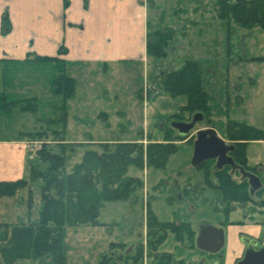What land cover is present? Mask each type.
Masks as SVG:
<instances>
[{"label":"rangeland","instance_id":"obj_1","mask_svg":"<svg viewBox=\"0 0 264 264\" xmlns=\"http://www.w3.org/2000/svg\"><path fill=\"white\" fill-rule=\"evenodd\" d=\"M146 4L152 25L150 29L153 30L156 22H159L160 27L164 24L174 27H170L175 36L167 47V56L162 59L150 57L147 67L144 68L139 62L124 63L109 66L103 72L102 67L94 68L88 77H77L79 93L83 91L87 81L93 83V95L89 97L92 106L85 112L71 102V106L66 108L69 122L66 138L77 141L90 136L94 141L72 146L75 150L69 158L68 170L74 162L81 160L85 148L100 150L101 140L134 141L144 137L142 143L145 145L146 138L150 137L147 132H153L152 139L162 141L161 127L170 125V116L180 113L181 107L187 104V96H172L166 91L163 88L161 72L177 67L185 59H194L201 63L202 86L208 109L205 119L197 123L189 135H194L195 129L211 126L218 136L230 143L225 139L229 121L253 125L264 133V30L254 28L248 31L232 23L228 28L216 16L215 0H146ZM251 56L263 59L247 60ZM62 102L61 95L41 97L37 102V112L23 115L40 119L36 121V128L42 125L49 131L59 129L61 124L58 122L45 124L43 121L60 118L62 112L59 105ZM55 105L58 107L53 108ZM100 111L108 112V119L100 117ZM15 113L0 107L1 134L8 132L6 127L19 123L18 119H13L19 112ZM78 116L87 118L90 123L77 122L75 117ZM191 117L186 111L183 120ZM12 120L14 121L11 124ZM186 140L174 141L177 148L168 156L163 167L145 165L140 168L130 165L126 174L139 178L143 185L136 188L126 200L104 201L98 215L100 224L67 228L68 264H98L103 253H114L117 256L134 251L137 244L145 242L144 216L147 201L159 221L182 220L190 222L191 225L224 228L226 243L220 252L229 251V255L236 256L240 250L236 249L241 248V241L232 233L234 226H241L243 222H227L228 215L223 211L224 205L218 192L205 183L203 169L191 164L193 143ZM248 152V164L260 167L256 171L264 182V144H251ZM251 157L259 158L261 165H255ZM44 166L40 163V167ZM234 177L238 179L237 174ZM32 185V210L35 213L40 206V192L38 183ZM235 203H232V207L239 204ZM255 218L262 221L258 237L264 244V214ZM112 242L124 243L125 247L110 249L109 244ZM144 249L141 262L151 264L152 257L149 256L147 247ZM179 249L183 251L177 255L182 254L185 260L197 261L203 255L194 249L180 248V244L176 243L170 233L158 248L159 251L175 252L174 256ZM215 258L218 257H208L206 262ZM121 260L116 263L123 264Z\"/></svg>","mask_w":264,"mask_h":264},{"label":"trees","instance_id":"obj_2","mask_svg":"<svg viewBox=\"0 0 264 264\" xmlns=\"http://www.w3.org/2000/svg\"><path fill=\"white\" fill-rule=\"evenodd\" d=\"M216 16L224 23L239 25L246 30L259 28L264 30V0H215ZM174 36L170 27L149 29L146 34V53L158 59L167 56V47ZM229 42V41H228ZM228 50V48H227ZM63 52V49H60ZM55 60L56 57H38ZM262 57H247V60H261ZM63 62L56 65V73L51 80V90L60 94L63 102L59 105L62 114L58 119H48L51 123L61 124L59 129L47 131L40 129L23 133L28 138L43 140L36 159L29 160L28 176L16 181H0V196H13L18 189L38 183L40 206L36 221L9 225L0 223V264H12L18 260L29 259L31 264H68L66 231L70 226L100 224L98 215L104 201L126 200L143 182L126 174L130 165L143 168L146 166L163 167L168 156L176 150L174 141L185 140L193 143L195 135H179L170 125L161 127L163 140L155 141L148 137L142 141L114 140L102 142L100 150L85 148L81 160L74 162L68 170V161L74 153L75 143H66L63 135L66 128V100L74 95L75 81L64 71ZM163 88L172 96L184 94L187 104L180 113L170 116L171 120H183L182 111L202 112L207 115L206 93L202 86L201 63L194 59H185L177 67L162 71ZM17 106L24 112L36 113L38 109L34 98L6 101L0 96V107ZM6 110V109H5ZM104 120L107 114H99ZM108 125V124H107ZM52 136V137H51ZM150 136V135H149ZM51 137V139H50ZM225 139L234 145L230 152L236 164L247 170L256 171L255 167L246 164L245 147L251 140L264 139L261 129L243 122L229 121ZM72 144V145H70ZM40 163L45 166L40 167ZM198 168L204 172L205 183L214 188L221 199L223 211L227 216L232 203H243L253 200L246 181L236 180L230 167L216 169L213 160L203 162ZM264 187L255 192L259 199L258 206H264ZM33 202L29 191L27 205ZM147 201L145 211V242L139 243L134 251L125 255L114 253L101 254L98 264H142V256L147 247L151 264H167L169 255L158 250L166 237L165 228L168 222L159 221ZM174 230L176 237L182 235L195 247V232L188 225ZM164 228V229H163ZM161 233L160 231H162ZM146 246V247H145ZM124 248V243H110L109 248Z\"/></svg>","mask_w":264,"mask_h":264},{"label":"crops","instance_id":"obj_3","mask_svg":"<svg viewBox=\"0 0 264 264\" xmlns=\"http://www.w3.org/2000/svg\"><path fill=\"white\" fill-rule=\"evenodd\" d=\"M158 23L152 28H160ZM151 26L146 0H0V96L6 101L34 98L38 102L41 97L60 95L52 92L51 80L56 73V65L64 61V71L75 81L74 95L66 100V108L74 102V106L78 105L86 112L92 106L89 97L93 95V83L87 81L83 91L79 93L77 77H88L94 68L102 67L103 72L107 71L109 66L124 63L139 62L143 68L147 67L150 56L146 53V34ZM164 26L169 25L164 24L162 27ZM60 49H63L62 53ZM38 57H56L60 60ZM56 106L58 107L55 105L53 108ZM5 109L14 114L15 111L19 112L13 116L19 123L6 127V134L0 133V181H16L26 178L29 172L26 147L28 136L23 133L49 129L43 128L42 125L36 128V121L40 119L26 117L23 114L27 112L19 110L17 106ZM101 112L106 113L108 119V112L100 111L99 114ZM185 113L186 111L181 112L182 118H185ZM75 119L79 123H90V120L83 116ZM47 120L43 122H54L48 123ZM146 123L149 124L150 121ZM68 128L69 122L66 118L63 135L66 143L81 144L94 141L85 135V140H69L66 138ZM147 135L152 139L154 133L147 132ZM144 139L142 137L136 140ZM147 139L148 137L146 141ZM254 143L264 144V140H251L246 144V160L249 167H254L248 164L249 147ZM251 159L255 161V165H261L259 158ZM256 168L260 169L257 166ZM33 187L31 184L18 189L13 196H0V223L14 225L37 220L38 211L33 213L32 210L34 202L31 206L26 203L28 192H32ZM247 208V205L238 204L232 207L226 218L229 224L243 222L242 227L234 226L232 235L237 238L240 231L254 235L260 233L259 225L262 221L255 216L264 214V206L255 211ZM253 222L255 224L252 226ZM236 250H239L236 256L229 255V251L222 253L225 264H234L241 255V248ZM12 264H31V261L24 259Z\"/></svg>","mask_w":264,"mask_h":264},{"label":"water","instance_id":"obj_4","mask_svg":"<svg viewBox=\"0 0 264 264\" xmlns=\"http://www.w3.org/2000/svg\"><path fill=\"white\" fill-rule=\"evenodd\" d=\"M203 119V113L197 111L192 114L190 121L172 120L170 126L179 135L185 136ZM194 135L195 139L193 141V153L191 157V164L194 167L200 166L205 161L213 160L216 169L230 167L233 170L238 168L242 174V178L248 179L251 195L262 187V182L257 175L246 172L242 166L236 164L229 154L234 149V145L227 143L223 138L218 136L213 127L195 129ZM241 240L249 243L244 238ZM223 243L224 235L221 229L212 225H202L200 227V232L196 239V246L199 249L216 253L222 248ZM236 264H264V248L256 251L252 247H248L242 259L237 261Z\"/></svg>","mask_w":264,"mask_h":264},{"label":"flooded vegetation","instance_id":"obj_5","mask_svg":"<svg viewBox=\"0 0 264 264\" xmlns=\"http://www.w3.org/2000/svg\"><path fill=\"white\" fill-rule=\"evenodd\" d=\"M185 121H190V119L189 120H185ZM230 154V153H229ZM231 155V154H230ZM240 166V165H239ZM244 170L246 171V172H250V173H253V174H255V175H257L259 178H260V176H259V174H258V172L257 171H252V170H247V169H245L244 168ZM230 172L232 173V175H233V177H234V174H237L238 175V179H236V180H238V181H240V182H242V181H246L247 182V184H248V179L247 178H242V174H241V172L239 171V169L238 168H236V169H231L230 168ZM235 178V177H234ZM260 180H261V182H262V187L261 188H263L264 187V182L262 181V179L260 178ZM260 188V189H261ZM248 189H249V193H250V186H249V184H248ZM257 191V190H256ZM255 191V192H256ZM255 192H254V194L253 195H251L252 196V198H253V200H249V201H246V202H243V203H241V204H244V205H247L248 206V209H249V207H250V210L251 211H255V210H257V208L258 207H260V206H258L257 205V203H255V201H257L259 198L257 197V196H255ZM263 199H264V194H263ZM258 198V199H257ZM240 204V203H239ZM262 207V206H261ZM166 222H168L169 223V226H167L166 228H165V233H166V237H165V239H164V241L167 239V237H168V234L170 233V234H172V236L174 237V239H175V241H176V243H179L180 244V248H182V249H194V250H197V251H199L201 254H203V255H201L199 258H198V260L197 261H190V260H185L184 258H183V256H181L182 254H180V255H177V253L179 254L181 251H183V250H181V249H179V250H176V257L174 256V254H175V252L173 253V252H171V251H166V250H160V252H162V253H165V254H167V255H169L168 257H169V259H165V260H168V263L167 264H225V261H224V256H222V253L220 252L221 250H222V248L218 251V252H216V253H210V252H207V251H204V250H202V249H199L197 246H196V239H197V236H198V234H199V232H200V227L202 226V225H191V223L190 222H188V221H180V220H178V221H176V220H171V221H166ZM186 224H188L193 230H194V232H195V247L193 246V247H191L190 246V242L185 238V236L183 235V237H182V235L180 236V237H176V234H175V232H174V230H178V229H181V228H184V227H186L187 225ZM255 223L253 222V223H251V225L253 226ZM218 229H221L220 227H217ZM164 229V228H163ZM163 229H162V231H160L161 233H163ZM222 231H223V235H224V243H226V233H225V231H224V229H221ZM242 238H244V240H248L249 241V243H245L244 241H242L241 239ZM238 240H240L241 242H240V246H241V255L235 260V262H234V264H236V262L237 261H239L240 259H242V257L244 256V254H245V252H246V250H247V248L248 247H252V249H254V250H259V249H261V248H264V244H263V242L259 239V237H258V235H254V234H252V233H249V232H247V231H240V233H239V235H238ZM164 241L162 242V244L164 243ZM187 243V244H186ZM224 243H223V245H224ZM161 244V245H162ZM186 245H187V247H186ZM160 247V246H159ZM223 247V246H222ZM184 253V252H183ZM216 254H218V255H216ZM213 256H216V257H218L217 259L215 258L214 260H212V261H209V262H206V259H208V257L209 258H212Z\"/></svg>","mask_w":264,"mask_h":264},{"label":"built area","instance_id":"obj_6","mask_svg":"<svg viewBox=\"0 0 264 264\" xmlns=\"http://www.w3.org/2000/svg\"><path fill=\"white\" fill-rule=\"evenodd\" d=\"M42 144V140H31L26 142L29 159H32L36 155L37 151L41 149Z\"/></svg>","mask_w":264,"mask_h":264}]
</instances>
